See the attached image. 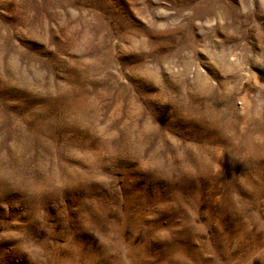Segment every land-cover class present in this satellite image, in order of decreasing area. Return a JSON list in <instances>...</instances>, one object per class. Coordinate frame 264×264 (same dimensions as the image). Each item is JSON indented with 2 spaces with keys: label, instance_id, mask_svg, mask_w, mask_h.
<instances>
[{
  "label": "rangeland",
  "instance_id": "obj_1",
  "mask_svg": "<svg viewBox=\"0 0 264 264\" xmlns=\"http://www.w3.org/2000/svg\"><path fill=\"white\" fill-rule=\"evenodd\" d=\"M94 228L264 264V0H0V264Z\"/></svg>",
  "mask_w": 264,
  "mask_h": 264
},
{
  "label": "bare ground",
  "instance_id": "obj_2",
  "mask_svg": "<svg viewBox=\"0 0 264 264\" xmlns=\"http://www.w3.org/2000/svg\"><path fill=\"white\" fill-rule=\"evenodd\" d=\"M32 192H30V193H32ZM28 204H30V201ZM35 205H36V203H35ZM80 222H81V220H80ZM106 235H107L106 232H103L102 229L101 230L99 228L93 229V233H92L91 238L99 239V242L97 241V245L100 244V246H101L100 250L94 251V248L96 246L95 244L90 243L88 246H86L87 244L79 242L80 239L77 243V237H76V239H74L76 241L74 243H72V245H70L68 243L62 244L59 247L60 253L62 254V256L59 257L58 259H56L53 264H123V259L121 258L120 254L117 253V251H115L113 253L109 252V246L110 245L107 246L104 243V241L106 239ZM187 245L188 246H185V245L184 246H175L174 249H172L168 253H166L167 254L166 256H169L171 254L170 257H166L167 260L166 259H163V261L160 260L159 264H175L176 260H178L179 262H181L183 264H213L210 260H208L205 257L203 250L191 249L190 243ZM68 252L71 255L70 260L65 257L67 255L66 253H68ZM134 255H136V254H134Z\"/></svg>",
  "mask_w": 264,
  "mask_h": 264
}]
</instances>
